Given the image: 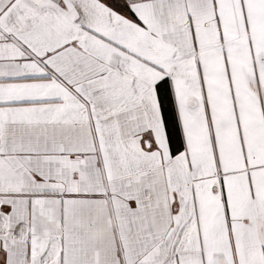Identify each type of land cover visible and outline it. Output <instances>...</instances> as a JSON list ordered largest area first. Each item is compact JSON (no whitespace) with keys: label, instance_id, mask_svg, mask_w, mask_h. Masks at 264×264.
<instances>
[{"label":"snow or ice","instance_id":"6c2138e0","mask_svg":"<svg viewBox=\"0 0 264 264\" xmlns=\"http://www.w3.org/2000/svg\"><path fill=\"white\" fill-rule=\"evenodd\" d=\"M0 264H264V0H0Z\"/></svg>","mask_w":264,"mask_h":264}]
</instances>
